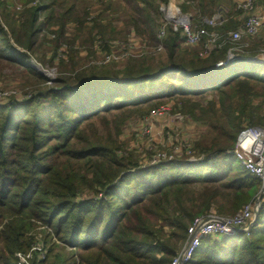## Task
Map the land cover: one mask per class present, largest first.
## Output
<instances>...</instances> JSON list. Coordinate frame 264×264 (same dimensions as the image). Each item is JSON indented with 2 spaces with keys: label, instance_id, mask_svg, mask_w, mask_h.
Masks as SVG:
<instances>
[{
  "label": "trees",
  "instance_id": "trees-1",
  "mask_svg": "<svg viewBox=\"0 0 264 264\" xmlns=\"http://www.w3.org/2000/svg\"><path fill=\"white\" fill-rule=\"evenodd\" d=\"M113 1L0 0V72L20 77L25 93L0 100V264H22L39 241L43 259L23 264H170L196 218L232 216L258 196L259 179L233 155L244 124L264 130V65L248 61L258 44L226 61L242 43L193 49L172 26L157 37L168 0H119L135 13L124 28L103 21ZM220 3L199 0L195 24ZM236 13L228 8L226 22L207 30L238 29ZM130 30L165 58L80 64L81 50L96 57L97 38L110 53L115 33L126 41ZM59 52V77L44 85L32 60L54 67ZM172 98L175 112L206 129L182 149L203 158L144 165L118 137ZM191 264H264V202L249 232L202 239Z\"/></svg>",
  "mask_w": 264,
  "mask_h": 264
},
{
  "label": "rangeland",
  "instance_id": "rangeland-1",
  "mask_svg": "<svg viewBox=\"0 0 264 264\" xmlns=\"http://www.w3.org/2000/svg\"><path fill=\"white\" fill-rule=\"evenodd\" d=\"M224 3H227L229 5H232L233 0H221ZM14 3H19V2H14ZM199 3V0H190L188 3H183L181 4L180 7V13L181 14H187L190 15L188 12L191 11L194 14L195 17V5ZM17 6L15 7L17 10H21L23 7L22 5L16 4ZM167 5V4H166ZM166 5H162L160 8V13H161V18H160V28L158 31L157 37L159 39L163 38L166 34V30L169 27H173V23H169L165 19V10L166 8L163 9V6L165 7ZM195 7V8H194ZM233 8L234 12L239 11L238 6H237V0L234 1L233 3ZM101 7L99 5H95L94 8L91 10V16L95 17L97 14L100 13ZM231 12V11H230ZM240 12V11H239ZM216 13V12H215ZM214 13V14H215ZM135 13L131 8H128L123 2L119 0H114L111 3V8L108 9L107 11L103 12V21L104 22H112V24L115 25L116 28H124L127 21L133 18ZM191 18V16H189ZM196 19V18H195ZM208 18L207 20H210ZM223 21V20H222ZM191 24H195L194 18L190 19L189 21ZM226 22V21H225ZM224 23V21L222 22ZM170 24V25H169ZM198 27V24H195ZM171 27V28H172ZM130 29V28H129ZM182 30V29H181ZM237 29L233 30L236 31ZM206 31L208 32L209 35L211 34H217V35H223L224 33H216L215 31H208L206 28ZM233 31H227L225 33L233 32ZM116 38L110 43L111 46V52H105V49L100 45L101 42L97 38L94 41V44L92 46V50L96 52V57L90 56L89 53L86 50H81L79 51V56L78 60L80 61V64L85 65V67H90L92 64H97V65H103V64H124L130 59H136V58H143L146 57L148 58L149 61L148 63H156V61H161L165 58L164 52L161 51V47L155 51L151 47H147V39L145 36H138L134 30H130L127 34V43L124 41V32L120 33H115ZM83 39V38H82ZM82 39L77 40V45L82 41ZM246 37L242 38V44L241 46L238 47H232L227 55L226 61L230 59H234L236 56L234 55V52H239V53H244L245 49L248 47V44L253 45V44H258V56L257 58H260L261 55H264V31L260 36H257V38L252 37V39H248ZM204 49L209 46H215L217 45L216 42L211 43V38L204 36L202 39H200L197 43L195 44H187L186 47H190L193 49H199L200 45L204 42ZM231 45H237V44H232ZM225 45V44H223ZM63 48H66V46H63ZM154 50V52H153ZM160 51V52H159ZM108 53V54H107ZM209 54V53H208ZM208 54L204 56H200L201 58H205L208 56ZM246 55V54H244ZM51 56L50 53H47V58L49 59ZM229 56V57H228ZM59 59L66 60V54H63L61 52L58 53V57L55 60L54 67H48V66H41L38 63L34 62L32 60V69H34L36 72L40 73L44 78H45V83L44 85L52 86L54 83V80L59 77L58 71L56 69L58 65ZM219 63H224V62H219ZM216 66H218V64ZM260 63V62H259ZM261 64V63H260ZM262 65H264L262 63ZM40 69V71H38ZM12 77V74L10 73L9 70H3L0 72V96L1 97H10L14 96L17 97V99H22L24 98L25 94L21 88L18 87L20 84V77L17 78H10ZM28 96V95H25ZM163 102L165 104L157 109L159 111V114L156 117H151L152 113L150 115L142 120H136L130 124H128L123 133L119 135L118 137V142L121 146H125L129 149L134 148L135 150L138 151L136 154L138 160L140 163H143L144 165L158 163L156 158L154 157L155 154L156 156H164L165 161H169L170 159H178L184 156L188 159L189 162H199L202 160L203 156H196L195 152L193 151H186L183 153L182 149L186 144H193L194 139L199 137L201 134L205 132V128L203 126L197 125L193 122H191L188 118H186L184 115L181 113L175 112L174 111V105L176 103L175 99H165ZM146 121V122H145ZM244 128L250 127L247 124L243 125ZM176 149H181V150H176ZM157 159L160 161L162 160L161 158ZM171 161V160H170ZM160 162V163H161ZM240 163V162H239ZM258 195V194H257ZM256 200V199H255ZM254 201L250 203H246L245 205L242 206V208L234 215L232 216H218L216 214V211L213 209L208 216H214L217 218H232L235 217L238 213L243 211V209L248 206L249 204L253 203ZM197 219V218H196ZM247 224L244 228L240 229H246L251 220L246 221ZM166 230L168 231V228L165 227ZM38 239L40 240L39 235L37 236ZM43 246L42 243L39 241L36 247L32 250L31 256L29 255L26 259L33 260V254L36 257H39V259H43ZM19 261L20 263H25L24 258L19 256Z\"/></svg>",
  "mask_w": 264,
  "mask_h": 264
},
{
  "label": "built area",
  "instance_id": "built-area-1",
  "mask_svg": "<svg viewBox=\"0 0 264 264\" xmlns=\"http://www.w3.org/2000/svg\"><path fill=\"white\" fill-rule=\"evenodd\" d=\"M177 4L188 3L190 0H168ZM258 0H237V6L240 12L243 14L242 25L233 32H229L223 35L211 34L206 31V27H214L222 24L218 22L216 18L210 20L204 19L202 21L203 27H198L195 24H191L189 16H183L180 10H171L167 13L166 21L174 24V28L182 29V36L185 44H195L204 36L211 38V43H219L221 46L226 42L232 44H238L242 42L243 37H255L261 33L264 28V15L257 13L256 6ZM200 24L199 26H202ZM213 46L206 47V51L211 50ZM259 59H262L264 64V55H261ZM257 61H261V60ZM261 63V62H260ZM224 63H219L218 66ZM6 97H1L0 100ZM159 111L156 110L152 113L151 117H156ZM248 139V143L245 145V140ZM181 150V149H176ZM159 155V154H158ZM156 156L155 158L160 163L165 160L164 156ZM235 158L240 162L241 166L259 179L261 183V190H264V130L256 127H246L237 136L235 149L233 152ZM161 158L162 160H158ZM157 164V163H154ZM264 202V193L262 195L259 204L255 201L246 206L243 211L238 213L232 218H217L214 216H207L205 218H197L187 229V242L180 254L172 260L170 264H191L193 258L196 255L201 241L204 238L213 236H233L237 233V229L244 228L247 224L246 221L252 220L254 212H258L261 203Z\"/></svg>",
  "mask_w": 264,
  "mask_h": 264
},
{
  "label": "crops",
  "instance_id": "crops-1",
  "mask_svg": "<svg viewBox=\"0 0 264 264\" xmlns=\"http://www.w3.org/2000/svg\"><path fill=\"white\" fill-rule=\"evenodd\" d=\"M235 0H233L232 2V5L231 6H228L227 3H224L221 1L220 5H219V8L218 10H216V13L213 14L211 16V19L212 18H216L218 20V22H221V20L225 21L227 20V14H228V8L230 11H232L233 8V3H234ZM180 7L181 5L180 4H177L175 2H171V1H168L167 5L164 7L163 6V9L166 8L165 10V19L167 17V13L170 12L171 10H177L179 9L180 10ZM256 10H257V13H259L260 15H264V0H258L257 1V6H256ZM236 11V10H235ZM237 12V11H236ZM190 15H187V14H182L183 16H191V18L193 19L194 17V14L193 12L189 11L188 12ZM233 15V14H232ZM243 15L241 16H238V14L236 13V15L234 16V22L236 24V28H239L242 23H243ZM203 19H208L206 17H204ZM221 25V24H220ZM216 26H219V25H216ZM264 31V28L261 30V33ZM258 62H261L262 63V60L261 61H258Z\"/></svg>",
  "mask_w": 264,
  "mask_h": 264
},
{
  "label": "water",
  "instance_id": "water-1",
  "mask_svg": "<svg viewBox=\"0 0 264 264\" xmlns=\"http://www.w3.org/2000/svg\"><path fill=\"white\" fill-rule=\"evenodd\" d=\"M258 59L259 58L256 57V58H253V59H248V61H250V62H258L257 61ZM259 60H262V59H259ZM220 66H222V65H220ZM38 71H40V69H38ZM263 193H264V190L259 191L258 196H257V198L255 200L256 204L260 203ZM256 220H257V212L255 211L249 226L246 229H237V232H241V231L242 232H249L251 230V228L254 226V224L256 223Z\"/></svg>",
  "mask_w": 264,
  "mask_h": 264
},
{
  "label": "bare ground",
  "instance_id": "bare-ground-1",
  "mask_svg": "<svg viewBox=\"0 0 264 264\" xmlns=\"http://www.w3.org/2000/svg\"><path fill=\"white\" fill-rule=\"evenodd\" d=\"M244 140L246 141V142H245V145H246V144L248 143V139H246V138L244 137V138H243V141H244Z\"/></svg>",
  "mask_w": 264,
  "mask_h": 264
}]
</instances>
